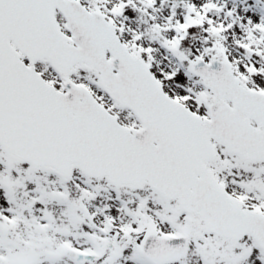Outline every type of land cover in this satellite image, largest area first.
Masks as SVG:
<instances>
[{"label":"snow or ice","instance_id":"snow-or-ice-1","mask_svg":"<svg viewBox=\"0 0 264 264\" xmlns=\"http://www.w3.org/2000/svg\"><path fill=\"white\" fill-rule=\"evenodd\" d=\"M0 264H264V0H0Z\"/></svg>","mask_w":264,"mask_h":264}]
</instances>
